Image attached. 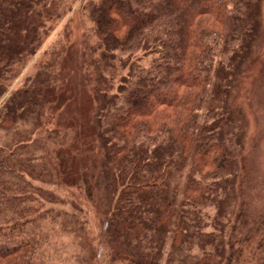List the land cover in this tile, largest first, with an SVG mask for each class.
Returning <instances> with one entry per match:
<instances>
[{
	"label": "trees",
	"instance_id": "obj_1",
	"mask_svg": "<svg viewBox=\"0 0 264 264\" xmlns=\"http://www.w3.org/2000/svg\"><path fill=\"white\" fill-rule=\"evenodd\" d=\"M55 4L0 0V103L50 35V12L54 22L63 18ZM263 5L264 0L88 5L100 61L121 74L113 89L96 68L86 130L100 155L92 166L96 172L80 180L90 199V183L104 192L108 210L100 239L113 250L111 264L233 263L227 233L241 217L245 148L234 94L263 35ZM144 60L150 64L142 65ZM50 88L27 84L0 108V264H49L48 229L72 234L69 223L77 219L73 209L66 210L68 201L43 187L74 190L80 175L68 174L76 159L63 146H50L45 135L46 109L68 101Z\"/></svg>",
	"mask_w": 264,
	"mask_h": 264
},
{
	"label": "rangeland",
	"instance_id": "obj_2",
	"mask_svg": "<svg viewBox=\"0 0 264 264\" xmlns=\"http://www.w3.org/2000/svg\"><path fill=\"white\" fill-rule=\"evenodd\" d=\"M54 2L63 18L54 22V12H50L47 17L52 20L50 35L15 81L0 108L14 91L27 84L50 85L51 95L67 97L68 101L65 100L61 106L54 102L44 112L45 135L51 137L50 146H63V153L76 159L74 167L68 168V174L80 171V175L74 178L78 186L74 190L43 187L68 201L70 205L66 210L73 209L71 213L74 212L77 219L70 220L69 227L74 228L72 234L53 226L48 229L50 241L46 254L51 258L49 264H111L113 250L104 246L100 239L102 220L108 210L104 192L96 183H90L94 193L90 199L86 193L88 185L80 180L96 172L92 166L100 155L92 135L86 130L94 111L96 68L101 70L107 81L112 82L108 85H114L113 89H116L121 74L119 70L110 73L111 65L105 68L106 65L100 61L99 42L87 13L91 0ZM262 23L263 35L245 75L239 78L234 94L235 106L240 109L239 117L245 130V148L239 183L241 217L227 233L229 240L233 238V247L228 246L232 264H264V5ZM149 64L150 61H142V65ZM41 137L42 141L46 140L44 135Z\"/></svg>",
	"mask_w": 264,
	"mask_h": 264
}]
</instances>
